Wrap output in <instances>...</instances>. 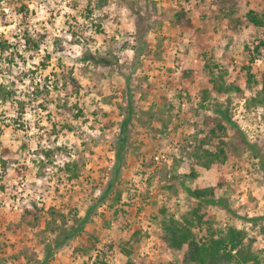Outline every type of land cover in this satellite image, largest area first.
Listing matches in <instances>:
<instances>
[{
    "label": "rangeland",
    "instance_id": "374dc122",
    "mask_svg": "<svg viewBox=\"0 0 264 264\" xmlns=\"http://www.w3.org/2000/svg\"><path fill=\"white\" fill-rule=\"evenodd\" d=\"M262 14L264 0H0V264H186L162 241L170 216L202 241L244 231L264 264Z\"/></svg>",
    "mask_w": 264,
    "mask_h": 264
},
{
    "label": "trees",
    "instance_id": "16d2710c",
    "mask_svg": "<svg viewBox=\"0 0 264 264\" xmlns=\"http://www.w3.org/2000/svg\"><path fill=\"white\" fill-rule=\"evenodd\" d=\"M262 16H264V14H262ZM246 19L254 26H259L263 23L262 18L258 16V13L251 10L247 11ZM0 47L2 50H4L3 48L8 47L5 39H0ZM230 89L231 88H225L222 92H227ZM217 91L219 92V88ZM250 101L257 104L264 102V86H262L261 91L252 97ZM127 109L128 110L121 121L120 135L118 137V143L115 149L116 164L113 166L114 177L119 171L118 166L119 161L121 160V152L126 142V126L131 120V104H128ZM215 111L219 114L222 120H226L231 123V120L225 111L221 110L219 107H216ZM250 147L253 150L252 144ZM222 153V150L219 152L215 151L208 153V157L210 160L214 161L217 160ZM66 169L71 172L69 164H66ZM113 183V180L108 182L106 191L112 188ZM187 192L189 195L195 197L201 202L220 205L222 204V206H224V208L229 211V207L223 204L220 199H214V192L212 188H188ZM105 194V192L102 193L99 199L103 200ZM88 215L89 211L82 219L79 220L76 226L66 229L60 236L55 237L52 243L46 244L45 259L50 257L52 248L61 247L83 227ZM256 219L258 218H252L251 220ZM184 220L186 221L185 225L180 226L173 219V217L170 216L168 219L162 221L161 226L162 241L173 250L184 249L183 261L186 264H263L261 263L260 258L250 248V242L252 240H249L248 245L244 244L243 239L246 237V233L244 231L237 230L234 227H228V229L225 231H220L217 237L210 235L202 241L197 239L192 232L190 227V225H192V221L188 219Z\"/></svg>",
    "mask_w": 264,
    "mask_h": 264
},
{
    "label": "built area",
    "instance_id": "2783aa9c",
    "mask_svg": "<svg viewBox=\"0 0 264 264\" xmlns=\"http://www.w3.org/2000/svg\"><path fill=\"white\" fill-rule=\"evenodd\" d=\"M154 159L157 160V161L165 160V159H166V154L163 153V152H159V153H157V154L154 156Z\"/></svg>",
    "mask_w": 264,
    "mask_h": 264
}]
</instances>
